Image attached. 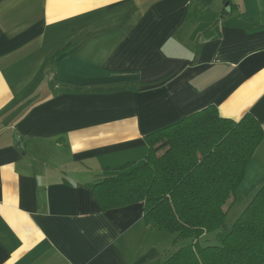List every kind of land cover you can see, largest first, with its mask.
<instances>
[{
	"label": "crops",
	"instance_id": "0c3cea01",
	"mask_svg": "<svg viewBox=\"0 0 264 264\" xmlns=\"http://www.w3.org/2000/svg\"><path fill=\"white\" fill-rule=\"evenodd\" d=\"M209 106L264 130V0H0V264L164 261L173 234L92 185Z\"/></svg>",
	"mask_w": 264,
	"mask_h": 264
},
{
	"label": "trees",
	"instance_id": "16d2710c",
	"mask_svg": "<svg viewBox=\"0 0 264 264\" xmlns=\"http://www.w3.org/2000/svg\"><path fill=\"white\" fill-rule=\"evenodd\" d=\"M148 153L97 179L102 211L143 204L145 222L192 243L158 264H264V185L219 245L200 239L220 231L264 130L252 114L236 121L209 106L146 136Z\"/></svg>",
	"mask_w": 264,
	"mask_h": 264
},
{
	"label": "rangeland",
	"instance_id": "374dc122",
	"mask_svg": "<svg viewBox=\"0 0 264 264\" xmlns=\"http://www.w3.org/2000/svg\"><path fill=\"white\" fill-rule=\"evenodd\" d=\"M246 174H247V172H246ZM259 176L263 177L262 175H259L257 172H254L249 176V179L247 180V182L242 183V185L240 186L239 191H238L237 200L232 205V207H231V209L227 215L225 226L220 231L215 232V233H210L207 236L201 238L200 241H201L202 245H204V246H206V245H219L222 242V239L224 238V236L231 231L232 226L235 223L236 219L240 216V214L243 212V210L247 206L248 201L252 197H254V195L257 193L258 189L264 185V184L263 185L261 184V186H260L257 184L258 181L255 179H258ZM257 185H258V187H257ZM172 236H173L172 244L177 249L181 248V247H185V246L189 245L190 243H192V239H190V238H181V239L176 240L175 239L176 235L173 234Z\"/></svg>",
	"mask_w": 264,
	"mask_h": 264
},
{
	"label": "water",
	"instance_id": "95a60500",
	"mask_svg": "<svg viewBox=\"0 0 264 264\" xmlns=\"http://www.w3.org/2000/svg\"><path fill=\"white\" fill-rule=\"evenodd\" d=\"M15 140H16L17 142H20V139L18 138L17 135H15ZM21 147L23 148V144H22V143H21Z\"/></svg>",
	"mask_w": 264,
	"mask_h": 264
}]
</instances>
